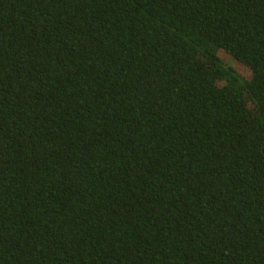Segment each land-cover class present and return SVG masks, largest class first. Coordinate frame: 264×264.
<instances>
[{
	"label": "trees",
	"instance_id": "obj_1",
	"mask_svg": "<svg viewBox=\"0 0 264 264\" xmlns=\"http://www.w3.org/2000/svg\"><path fill=\"white\" fill-rule=\"evenodd\" d=\"M0 264H264V0H0Z\"/></svg>",
	"mask_w": 264,
	"mask_h": 264
},
{
	"label": "rangeland",
	"instance_id": "obj_2",
	"mask_svg": "<svg viewBox=\"0 0 264 264\" xmlns=\"http://www.w3.org/2000/svg\"><path fill=\"white\" fill-rule=\"evenodd\" d=\"M219 58L223 61V63H228L232 65L235 69V71L240 75L243 79H249L251 76V72L246 69L244 66L241 64L237 63L236 61H233L231 57H229L227 54L224 52L219 53Z\"/></svg>",
	"mask_w": 264,
	"mask_h": 264
}]
</instances>
